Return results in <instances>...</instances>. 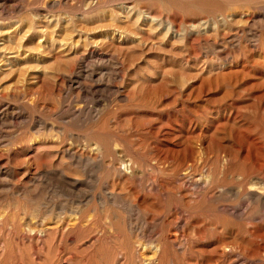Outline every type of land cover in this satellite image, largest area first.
Instances as JSON below:
<instances>
[{"label": "rangeland", "instance_id": "1", "mask_svg": "<svg viewBox=\"0 0 264 264\" xmlns=\"http://www.w3.org/2000/svg\"><path fill=\"white\" fill-rule=\"evenodd\" d=\"M106 1L0 0V264H264V0Z\"/></svg>", "mask_w": 264, "mask_h": 264}, {"label": "bare ground", "instance_id": "2", "mask_svg": "<svg viewBox=\"0 0 264 264\" xmlns=\"http://www.w3.org/2000/svg\"><path fill=\"white\" fill-rule=\"evenodd\" d=\"M41 1V0H40ZM51 1V0H50ZM77 1V0H76ZM79 1H81V0H79ZM86 1H88V0H86ZM95 0H90V2H88V4H85L86 6H85V8L82 10V12H86V13H88V14H91L90 12L92 11V10H94V9H101V7H103L104 9H106V8H108V4H109V2L108 1H106V0H97L96 2H94ZM136 1V0H135ZM134 2V1H133ZM147 2V1H146ZM64 3H66V2H64ZM123 3V2H122ZM69 4V3H68ZM231 4V3H230ZM251 4V3H250ZM252 4H254V3H252ZM51 5V4H50ZM124 5H121V6H119V7H121V9H124L125 11H127L128 12V14L127 15H136V18H141L142 19V21L144 22V23H154V22H159L160 21V19H158L157 17H155L154 15H153V13H151V12H149V11H142L140 8H138L137 9V6H133V5H130L129 4V6L126 4L125 5V7H123ZM118 7V6H117ZM239 7V6H238ZM110 8V7H109ZM111 8L113 9H115L116 7H114V6H111ZM223 7H221V9H222ZM233 8H234V6H233ZM237 8V7H236ZM117 9V8H116ZM224 9V8H223ZM238 9V8H237ZM241 9V8H240ZM107 10V9H106ZM143 10H145V9H143ZM209 10V9H208ZM226 10V9H225ZM228 10V9H227ZM232 10V9H231ZM256 10V9H255ZM263 10V9H262ZM38 11V10H37ZM96 11H98V10H96ZM105 11V10H104ZM117 11V10H116ZM216 11V10H215ZM221 11V10H220ZM93 13H94V11H92ZM110 12V11H109ZM237 12V11H236ZM264 12V11H263ZM50 13V12H49ZM106 13V12H105ZM119 13V12H118ZM161 13V12H160ZM214 13V12H213ZM242 13V12H241ZM249 13V12H248ZM113 14V13H112ZM211 14V13H210ZM235 14V13H234ZM33 15V14H32ZM71 15V14H70ZM76 15V14H75ZM103 15V14H102ZM101 15V16H102ZM111 15V14H110ZM116 15H117V13H116ZM220 15H221V13H220ZM226 15V14H225ZM247 15V14H246ZM68 16V15H67ZM67 16H65V18H64V16H63V20H65L66 19V17ZM109 16V15H108ZM120 16V15H119ZM240 16V15H239ZM71 17V16H70ZM81 17V16H80ZM114 17V16H113ZM116 17H118V16H116ZM115 17V18H116ZM121 17H123L122 16V13H121ZM120 17V18H121ZM197 17V16H196ZM229 17H230V15H229ZM241 17V16H240ZM246 17V16H245ZM252 17V16H251ZM254 17V16H253ZM264 17V16H263ZM53 18V17H52ZM72 18V17H71ZM99 18V17H98ZM119 18V19H120ZM221 17H219V19H220ZM232 18V17H231ZM230 18V19H231ZM236 18V17H235ZM85 19V18H84ZM118 19V20H119ZM125 19H126V16H125ZM172 19H173V17H172ZM182 19V18H181ZM180 19V20H181ZM214 19V18H213ZM88 20V19H87ZM131 20V19H130ZM129 20V21H130ZM134 20H136V19H134ZM166 20V19H165ZM169 20V19H168ZM188 20V19H187ZM246 20V19H245ZM260 20V19H259ZM85 21V20H84ZM106 21H107V19H106ZM106 21H104V22H106ZM234 21V20H233ZM236 21V20H235ZM247 21V20H246ZM258 21V20H257ZM50 21H48V23H49ZM65 22V21H64ZM68 21H66V23H67ZM76 22H77V20H76ZM83 22V20L82 21H80V23H82ZM88 22H90V21H88ZM99 22V21H98ZM101 22V21H100ZM112 22V21H111ZM123 22H126V21H123ZM141 22V21H140ZM174 22V21H173ZM192 22V21H191ZM238 22H240L239 20H238ZM237 22V23H238ZM249 22V21H248ZM70 23V22H69ZM75 23V22H74ZM108 23H110V22H108ZM114 23V22H113ZM113 23H112V25H113ZM120 23H122V22H120ZM129 23V22H128ZM132 23V22H131ZM160 23H162V22H160ZM165 23V22H164ZM171 23V22H170ZM188 23H190V22H188ZM223 23H224V21H223ZM222 23V26L224 25ZM252 23H254V21L252 22ZM251 23V24H252ZM259 23V22H258ZM83 24V23H82ZM81 24V26L80 27H78L77 29H82L81 27L83 26ZM105 24H107V23H105ZM119 24V23H118ZM166 24V23H165ZM164 24V25H165ZM194 24V23H193ZM199 24V23H198ZM197 24V25H198ZM206 24V23H205ZM227 24V23H226ZM226 24L224 25V27H226ZM42 25V24H41ZM67 25V24H66ZM108 25V24H107ZM111 24H109V26H110ZM111 25V26H112ZM115 25V24H114ZM114 25H113V27H114ZM121 25H123V24H121ZM130 25V24H129ZM136 25V24H135ZM154 25V24H153ZM190 25V24H189ZM196 25V24H195ZM202 25H204V24H202ZM212 25V24H211ZM221 25V24H220ZM242 25H243V23H242ZM242 25H240V26H242ZM247 25V24H246ZM253 25V24H252ZM259 25V24H258ZM36 26H38V25H36ZM72 26V25H71ZM106 26V25H105ZM104 26V27H105ZM111 26H110V28H111ZM124 26H126L125 25V23H124ZM132 26V25H131ZM131 26H129L130 28H131ZM143 26V25H142ZM168 25H166L165 27H167ZM169 26H171V25H169ZM176 26V25H175ZM194 26V25H193ZM221 26V27H222ZM237 26H239V24H237ZM84 27V26H83ZM85 27H87V26H85ZM84 27V28H85ZM99 27V26H98ZM97 27V28H98ZM117 27V26H116ZM120 27V26H119ZM154 27V26H153ZM183 27V26H182ZM229 27V26H228ZM32 28V27H31ZM38 28V27H37ZM64 28V27H63ZM96 28V29H97ZM103 28V27H102ZM106 28H109V27H106ZM106 28H104V31L106 30ZM108 29V31L109 30H111V29ZM121 28V27H120ZM128 28V27H127ZM136 28V27H135ZM139 28H140V26H139ZM143 28V27H142ZM172 28H174V26H172ZM178 28V27H177ZM192 28V27H191ZM241 28V27H240ZM259 28V27H258ZM46 29V28H45ZM65 29V28H64ZM67 29V28H66ZM65 29V30H66ZM79 29V30H80ZM94 28H92V30H93ZM99 29V28H98ZM156 30H157V28H155ZM246 29V28H245ZM248 29V28H247ZM28 30H30L29 28H28ZM33 30V29H32ZM31 30V31H32ZM39 30V29H38ZM41 30V29H40ZM49 30V29H48ZM89 29H87V31H88ZM90 30H91V28H90ZM101 28H100V32H101ZM123 29H116V30H113V32H112V30H111V33H116V34H118V36L119 37H122V35L123 34H126L124 31H122ZM136 30H138V29H136ZM139 30H141V29H139ZM144 30H146V29H144ZM159 30V29H158ZM165 30H167V29H165ZM210 30V29H209ZM223 30H225V28H223ZM52 31V30H51ZM84 31H86V30H84ZM93 31H97V30H93ZM92 31V32H93ZM103 31V30H102ZM107 31V30H106ZM135 31V30H134ZM179 31L180 30H178V29H176V27H175V29H174V31H173V35H179V37L178 38H180V33H179ZM29 32V31H28ZM43 32V31H42ZM73 32H75V30L73 31ZM89 32V31H88ZM87 32V33H88ZM91 32V31H90ZM98 32V31H97ZM218 32V31H217ZM227 32V31H226ZM228 32H230V31H228ZM5 33V32H4ZM7 33V32H6ZM32 33V32H31ZM34 33H39V31H37V32H35L34 31ZM51 33V32H50ZM53 33V32H52ZM65 33V32H64ZM67 33V32H66ZM71 33V32H70ZM128 33V32H127ZM133 33V32H132ZM136 33V32H135ZM143 33V32H142ZM144 33H146L145 31H144ZM155 33H157V32H155ZM182 33V32H181ZM204 33V32H203ZM230 33H232V32H230ZM14 34V33H13ZM40 34V33H39ZM103 34V33H102ZM140 34V33H139ZM148 34H149V32H148ZM212 34V33H211ZM24 35H29V34H25L24 33ZM80 35V34H79ZM86 35V34H85ZM97 35V34H96ZM112 35V34H111ZM110 35V36H111ZM129 35H131V33L129 34ZM147 35V34H146ZM145 35V36H146ZM156 35V34H155ZM159 35V34H158ZM186 35V34H185ZM29 36H31V35H29ZM40 36V35H39ZM58 36V35H57ZM61 36H62V34H61ZM68 36V35H67ZM66 36V37H67ZM81 36V35H80ZM152 36V35H151ZM151 36H148V38L149 37H151ZM160 36V35H159ZM12 37H14V36H12ZM12 37H10V38H12ZM43 37H44V35H43ZM46 37V36H45ZM47 37H49V36H47ZM46 37V38H47ZM79 37V36H78ZM86 37V36H85ZM114 37V36H113ZM147 37V36H146ZM156 37V36H155ZM27 37H25V39H26ZM82 38V37H81ZM111 37H109V39H110ZM142 38V37H141ZM144 38V37H143ZM177 38V37H176ZM177 38V39H178ZM185 38V37H184ZM183 38V39H184ZM238 38V37H237ZM4 39H7V38H4ZM24 39V40H25ZM28 39V38H27ZM74 39V38H73ZM72 39V40H73ZM113 39V38H112ZM120 39V38H119ZM132 39V38H131ZM140 39V38H139ZM138 39V40H139ZM151 39V38H150ZM155 39V38H154ZM176 39V40H177ZM9 40V39H8ZM8 40H7V42H8ZM30 40V39H29ZM38 40H39V37H38ZM37 40V42H39V44L41 45V44H44L45 43V41L46 40H39L38 41ZM71 40V41H72ZM83 40V39H82ZM93 40V39H92ZM91 40V41H92ZM104 40V39H103ZM121 40V39H120ZM134 40V39H133ZM141 40V39H140ZM139 40V41H140ZM145 40V39H144ZM156 40V39H155ZM158 40V39H157ZM162 40V39H161ZM179 40V39H178ZM10 41V40H9ZM28 41V40H27ZM51 41V40H50ZM59 41V40H58ZM71 41H69V37H68V42H64L63 44H62V41H61V48H63L64 50H66V49H70L71 51H72V49H74L73 47H74V44H70L69 42H71ZM74 41L75 40H73V43H74ZM77 41V43H80V42H78V39L76 40ZM85 41H88V40H85ZM93 41H95V40H93ZM98 41V40H97ZM102 40H100V42H101ZM107 41V40H106ZM110 41V43L112 42L111 40H109ZM138 41V42H139ZM146 41V40H145ZM150 41V40H149ZM163 41V40H162ZM161 41V42H162ZM2 42V41H1ZM5 43H6V41H4ZM48 42V41H47ZM52 42V41H51ZM129 42V41H128ZM132 42V41H131ZM146 42H148V41H146ZM146 42L145 43H143V44H146ZM153 42H155V41H153ZM174 42V41H173ZM4 43V44H5ZM54 43V42H53ZM85 43V42H84ZM88 43V42H87ZM91 43V42H90ZM96 44H98L97 42H95ZM103 43H104V41H103ZM140 43V42H139ZM165 43V42H164ZM169 43V42H168ZM172 43V42H171ZM4 44H2L1 45V43H0V47L1 46H4ZM11 44V43H10ZM35 44H37V43H35ZM57 44V43H56ZM86 44V43H85ZM100 44V43H99ZM106 44H107V42H106ZM106 44H104V45H106ZM118 44V43H117ZM149 44V43H148ZM31 45V44H30ZM33 45V44H32ZM47 45V44H46ZM75 45H76V43H75ZM78 45V44H77ZM94 45V44H93ZM110 45V44H109ZM113 45V44H112ZM126 45V44H125ZM124 45V46H125ZM135 45H137V44H135ZM140 45H141V43H140ZM152 45V44H151ZM150 45V46H151ZM155 45V44H154ZM161 44L159 43V46H160ZM169 45V44H168ZM171 45H173V44H171ZM28 46V45H27ZM100 46V45H99ZM107 46V45H106ZM123 46V47H124ZM146 46V45H145ZM13 47V46H12ZM30 47H32V46H30ZM37 47H38V45H37ZM79 47V46H78ZM84 47V46H83ZM93 47H95V48H97V46H93ZM92 47V48H93ZM101 47V46H100ZM105 47V46H104ZM120 47V46H119ZM122 47V48H123ZM142 47H144V45L142 46ZM171 47V46H170ZM169 47V49H172V48H170ZM176 47V46H175ZM2 48V47H1ZM6 48H7V46H6ZM42 48H43V46H42ZM51 48V47H50ZM55 48V47H54ZM85 48V47H84ZM88 48V47H87ZM90 48V47H89ZM113 48V47H112ZM155 49L157 48V47H154ZM159 48V47H158ZM25 49V48H24ZM28 49V48H27ZM40 49V48H39ZM46 49V48H45ZM52 49V48H51ZM62 49V50H63ZM98 49V48H97ZM100 49V48H99ZM102 49V48H101ZM115 49V48H114ZM126 50H127V48H125ZM124 49V50H125ZM148 49V48H147ZM146 49V50H147ZM20 50V49H19ZM77 49H75V51H76ZM95 50V49H94ZM93 50V51H94ZM132 50V49H131ZM165 50V49H164ZM184 50V49H183ZM0 51H2V50H0ZM8 51H9V49H8ZM37 51V50H36ZM52 51V50H51ZM90 51V50H89ZM128 51H129V49H128ZM4 52V51H3ZM6 52V51H5ZM11 52V51H10ZM57 52V51H56ZM58 52H60V51H58ZM67 52V51H66ZM96 52H97V50H96ZM30 53V52H29ZM45 53V52H44ZM61 53H63V52H61ZM68 53H70V51L68 52ZM68 53H67V56H68ZM78 53V52H77ZM83 53V52H82ZM82 53H80V55L82 54ZM90 53H91V51H90ZM165 53V52H164ZM12 54V53H11ZM28 54V53H27ZM60 54V53H59ZM66 54V53H65ZM71 54H72V52H71ZM92 54V53H91ZM47 55V54H46ZM57 55V54H56ZM61 55V54H60ZM59 55V56H60ZM15 56H17V55H15ZM28 56V55H27ZM52 56V55H51ZM70 56V55H69ZM3 57V56H2ZM62 57V55L60 56V57H57V58H61ZM76 56L74 55V58H75ZM40 58V57H39ZM64 58V57H63ZM66 58V57H65ZM70 58H72V57H70ZM79 58V57H78ZM2 59V58H1ZM10 59V58H9ZM17 59V58H16ZM29 59V58H28ZM35 59V58H34ZM37 59V58H36ZM68 59V58H67ZM8 60V59H7ZM22 60H23V58H22ZM7 62V61H6ZM14 62V61H13ZM19 62V61H18ZM35 61H33V63H34ZM38 62V61H37ZM77 62V61H76ZM168 62V61H167ZM22 63V62H21ZM81 63V62H80ZM26 64V63H25ZM36 64V63H35ZM79 64V63H78ZM11 65V64H10ZM22 65V64H21ZM31 65V64H30ZM39 65V64H38ZM80 65V64H79ZM172 65V64H171ZM7 66V65H6ZM17 66V65H16ZM15 67V66H14ZM22 67H23V65H22ZM16 68V67H15ZM18 69L20 68V67H17ZM21 69V68H20ZM20 69H19V71H20ZM23 69V68H22ZM27 69V68H26ZM11 70H13V69H11ZM41 70V69H40ZM8 71H10V70H8ZM24 71V70H23ZM23 71H21V72H23ZM14 72H16V71H14ZM13 72V73H14ZM27 71H24V73L23 74H25ZM37 72H38V70H37ZM18 73V72H17ZM20 73V72H19ZM4 74V73H3ZM15 74V73H14ZM28 74V76H29V73H27ZM35 74V73H34ZM5 75H7V74H5ZM9 75V74H8ZM11 75V74H10ZM17 75V74H16ZM20 76V75H19ZM18 76V77H19ZM24 76V75H23ZM27 76V75H26ZM34 76V75H33ZM38 76H40L39 74H38ZM38 76H36V77H38ZM22 77V76H21ZM31 77V76H30ZM35 77V76H34ZM20 78V77H19ZM23 78H25V77H23ZM29 78V77H28ZM39 78V77H38ZM27 79V78H26ZM25 79V80H26ZM66 79H69L68 77L66 78ZM33 80V79H32ZM38 80V79H37ZM37 80H35V81H37ZM28 82V81H27ZM33 82V81H32ZM30 83H31V81H30ZM68 83V82H67ZM24 84V83H23ZM251 145V144H250ZM254 145V144H253ZM255 146H256V144H255ZM255 146H250V147H255ZM261 146V145H260ZM177 147V146H176ZM259 147V146H258ZM256 151H257V148L255 149ZM158 153H160V152H158ZM80 154V153H79ZM263 154V153H262ZM77 156V155H76ZM85 156V155H84ZM88 156V155H87ZM228 156V155H227ZM253 156V155H252ZM79 157V156H78ZM91 158V157H90ZM264 158V157H263ZM87 159V158H86ZM255 159H257V158H255ZM35 161V160H34ZM33 161V162H34ZM258 161V160H257ZM262 161V160H261ZM36 162V161H35ZM127 162V161H126ZM126 162H125V165H126ZM225 162V161H224ZM252 163H253V161H252ZM261 162L259 161V163L258 164H260ZM124 165V166H125ZM229 165V164H228ZM247 166H248V164H247ZM126 167V166H125ZM241 167V166H240ZM120 168V167H119ZM129 168V167H128ZM132 168V167H131ZM125 170V169H124ZM127 170V169H126ZM125 170V171H126ZM243 171V170H242ZM246 171V170H245ZM243 173H244V171H243ZM246 173H247V171H246ZM237 174V173H236ZM240 174V173H239ZM230 176V175H229ZM243 176V175H242ZM245 176H246V174H245ZM207 177V176H206ZM209 177V176H208ZM250 178H249V184H247L248 186H242V184H240L241 185V187H240V190H239V192H242V194L246 197V198H248V201H250L251 203H255L256 205H262V206H264V166L261 164V165H254V168H253V172H252V174L249 176ZM195 178V177H194ZM193 178V179H194ZM199 178V177H198ZM197 179V178H196ZM207 179V178H206ZM192 180V179H191ZM211 180V179H210ZM248 181V180H247ZM198 183H200V184H202V182L201 181H199ZM164 184V183H163ZM165 186V185H164ZM185 187V186H184ZM190 187V186H189ZM205 187V186H204ZM248 187V188H247ZM149 188V187H148ZM147 188V189H148ZM192 188V187H191ZM160 190V189H159ZM229 191V190H228ZM157 192V191H156ZM155 192V193H156ZM162 192V191H161ZM208 192V191H207ZM207 192H206V194H207ZM213 192V191H212ZM216 192V191H215ZM150 193V192H149ZM154 193V192H153ZM189 193V192H188ZM216 194V193H215ZM184 195V194H183ZM185 197H186V193H185V195H184ZM143 200V199H142ZM245 205V204H244ZM149 206V205H148ZM145 207V206H144ZM141 208V207H140ZM144 210V209H143ZM222 211H224V210H222ZM187 213V212H186ZM264 213V212H263ZM244 214V213H243ZM176 216V215H175ZM247 216V215H246ZM236 220V219H235ZM176 221V220H175ZM196 222V221H195ZM251 222V221H250ZM249 222V223H250ZM131 224V223H130ZM134 224V223H133ZM177 224V223H176ZM197 224H198V222H197ZM233 224V223H232ZM178 226V225H177ZM197 226V225H196ZM139 227V226H138ZM179 228V227H178ZM132 229V228H131ZM134 229V228H133ZM179 230V229H178ZM164 232V231H163ZM230 232V231H229ZM252 232V231H251ZM170 233H172V232H170ZM260 233V232H259ZM144 234V233H143ZM162 234V233H161ZM164 234H166V233H164ZM173 234V233H172ZM179 234H180V232H179ZM186 234V233H185ZM198 234V233H197ZM151 236V235H150ZM161 236V235H160ZM171 237L170 238H173L174 239V243L175 244H181L182 243V241L185 239L186 240V238H184L183 236L181 237H179L178 236V234H174V236H172V235H170ZM259 236H260V234H259ZM147 237H149V236H147ZM154 237V236H153ZM165 237V236H164ZM143 238V237H142ZM151 238H152V236H151ZM169 238H167V240H168ZM160 241V240H159ZM168 242H169V240H168ZM187 242V241H186ZM158 243V242H157ZM255 243V242H254ZM144 244V243H143ZM153 244V243H152ZM187 244V243H186ZM186 244H185V246H186ZM154 245V244H153ZM226 245V244H225ZM255 245V244H254ZM135 246H136V244H135ZM172 246V245H171ZM260 246H262V245H260ZM159 247H160V245H159ZM247 247V246H246ZM260 248H264V247H260ZM259 248V249H260ZM143 249V248H142ZM232 249V248H231ZM248 249V248H247ZM144 250V249H143ZM153 250V249H152ZM155 250V249H154ZM170 250V249H169ZM258 250V249H257ZM262 250V249H261ZM261 250L259 251V253H262L261 252ZM222 251H223V249H222ZM226 251V250H225ZM256 251V250H255ZM254 251V252H255ZM253 252V251H252ZM254 252H253V254H254ZM160 254V253H159ZM223 254V253H222ZM263 254V253H262ZM252 255V254H251ZM250 255V256H251ZM161 256V255H160ZM159 257V256H158ZM157 257V258H158ZM234 258V257H233ZM159 259H160V257H159ZM157 260V259H156ZM231 261V260H230Z\"/></svg>", "mask_w": 264, "mask_h": 264}]
</instances>
